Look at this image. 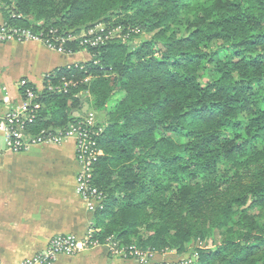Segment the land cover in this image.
<instances>
[{
  "label": "trees",
  "instance_id": "1",
  "mask_svg": "<svg viewBox=\"0 0 264 264\" xmlns=\"http://www.w3.org/2000/svg\"><path fill=\"white\" fill-rule=\"evenodd\" d=\"M0 12L13 29L78 36L111 23L153 36L67 42L90 61L33 88L34 136L67 129L85 103L104 114L96 240L264 264V0H0Z\"/></svg>",
  "mask_w": 264,
  "mask_h": 264
},
{
  "label": "crops",
  "instance_id": "2",
  "mask_svg": "<svg viewBox=\"0 0 264 264\" xmlns=\"http://www.w3.org/2000/svg\"><path fill=\"white\" fill-rule=\"evenodd\" d=\"M5 25L0 12V28ZM87 52L61 54L41 43L0 42V120L21 108V82L38 92L58 69L90 61ZM76 143L8 151L0 133V264H24L60 235L83 238L94 220L78 190ZM53 264H134L111 258L106 247L61 256Z\"/></svg>",
  "mask_w": 264,
  "mask_h": 264
},
{
  "label": "built area",
  "instance_id": "3",
  "mask_svg": "<svg viewBox=\"0 0 264 264\" xmlns=\"http://www.w3.org/2000/svg\"><path fill=\"white\" fill-rule=\"evenodd\" d=\"M122 34L124 37L121 39ZM120 39L126 43L122 28L108 29L104 24H98L80 36L64 35L57 30H51L48 34H45L44 32H33L28 29L8 28L5 25L0 28V42L2 43L9 41H18L20 43L37 42L53 51L69 55L74 53L71 50L69 52L66 51L65 44L67 42L78 41L80 48L88 49L104 45L110 40ZM76 66H80V64H76ZM69 85H74V83L70 82ZM69 85L67 84L65 87ZM20 86L25 89L26 98L23 105L0 120V133H2L4 138L6 149L8 151L21 152L34 145H61L67 140H74L77 158L81 165V172L78 177L79 194L85 201L87 210L92 213L97 212L101 206L99 200L103 199L104 195L93 184L94 166L103 156L98 142L103 128L99 126V123L90 119L79 118L67 129L57 131L43 130L40 134L34 136L31 129L36 123L41 104L37 103V94L33 88L28 86L27 81L21 82ZM96 233L97 231L89 228L82 239L74 235L57 236L51 240L45 252L38 254L24 264H53L61 256H75L84 250L103 246L94 238ZM107 242L119 254L128 253V255L137 257H147L148 255L136 248H119L113 238Z\"/></svg>",
  "mask_w": 264,
  "mask_h": 264
},
{
  "label": "rangeland",
  "instance_id": "4",
  "mask_svg": "<svg viewBox=\"0 0 264 264\" xmlns=\"http://www.w3.org/2000/svg\"><path fill=\"white\" fill-rule=\"evenodd\" d=\"M40 24H42V23H40ZM107 26H109V27H107ZM107 26L106 27L108 29H118V28L121 29L122 28V30L124 31V35H125V39L124 40L126 41L127 44L129 43L132 48H135L136 46H140L143 42L150 41L153 38L152 35L144 33L140 28H134V27H131V26H129L127 28H124L123 26H119L117 28H113L111 23H108ZM75 36H77V35H75ZM78 36H80V35H78ZM122 37H124L123 34L121 35V39H122ZM121 39H120V41H121ZM122 42L125 43L124 41H122ZM81 52H87V51L83 50ZM70 82H72V81H65V85H67V84L69 85ZM39 112H38V114H39ZM74 116H75V118H82L84 120L85 119H87V120L90 119V120H92L94 122H97V123H99L102 119H104V114L103 113H98V112L92 110L90 105H88L87 103L84 104L82 111L75 113ZM80 172H81V165H80ZM82 200H83V198H82ZM105 200H106V197L104 195V198L99 200V203L101 202L100 203L101 206L98 208L97 211H103L105 209ZM90 213L94 214L92 212H90ZM89 228H92L95 231H97V229L95 228V225L93 224V222H91V224L89 225V227L87 228L86 231H88ZM111 238H113V237H111ZM111 238H109V239H111ZM80 239H82V238H80ZM107 241H106L105 244H103V246L107 248V253H108V255L111 258L123 259V260H126V261L133 262L134 264H191L193 262V259L189 260V258H190L189 256H185V257H181V258L178 257L176 255V251H166V252H163V253L144 252V253L148 254L147 257H145V256H143V257L132 256V255H128V253L119 254V253H117L114 250L113 246H109L108 245ZM116 242H117L116 244H117V246H119V248H127V249L136 248V249L140 250L135 245L127 246V245L121 244L118 241H116ZM84 251H86V250H84ZM84 251H82V252H84ZM82 252H80V253H82Z\"/></svg>",
  "mask_w": 264,
  "mask_h": 264
}]
</instances>
